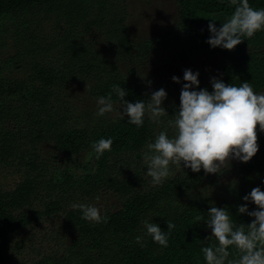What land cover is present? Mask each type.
<instances>
[{
  "label": "trees",
  "instance_id": "obj_1",
  "mask_svg": "<svg viewBox=\"0 0 264 264\" xmlns=\"http://www.w3.org/2000/svg\"><path fill=\"white\" fill-rule=\"evenodd\" d=\"M175 1L179 12L178 29L185 39L187 53H217L225 61L221 80L226 84L239 86L249 82L255 92L264 87V31L257 32L232 51L212 48L206 42L211 35L210 18L216 15L229 18L235 6L230 0ZM92 2L0 0V17L33 9L54 11L68 31L80 25L96 26L102 29L118 55L128 56L129 42L121 25L105 22L97 15L86 22ZM249 3L254 9H264V0H249ZM159 45L153 40L141 42L136 56L141 58ZM67 50L65 57L31 60L25 66L23 79L6 77L0 68V163L11 159L24 173L12 189L0 190V264H7L10 245L19 231L41 216L57 212H62L63 224L72 232V239L60 256L43 257L34 264H206L202 247L216 246L218 242L214 237L206 240L211 230L197 218L207 220L209 208L216 206L227 208L237 225L251 222L252 217L238 213V206L247 203L249 211L256 210L254 204L243 200L251 192L244 181L247 175L264 172V132H258V153L248 163L239 161L241 182L229 185L225 191L219 186L218 174L206 175L203 169L194 173L183 166L171 168L170 177L162 185L154 186L151 177L146 175L147 165L142 153L160 131L167 130L169 137L174 135L168 121L175 119L180 103L164 106L168 114L160 118L161 123L145 116L143 126L137 127L125 116L100 122L89 132L68 128L66 118L60 116L53 100L61 89L75 81L91 78L88 91L96 98L111 93L116 101L113 85L128 92L125 100L129 102L143 100V96L116 62L89 59L80 56L78 51ZM204 88L212 91L211 84ZM4 122H7L5 126ZM101 138L113 140L112 150L95 159L91 170L78 176L56 170L44 180L46 170L36 151L38 143L51 142L59 152L73 155ZM69 189L81 190L87 195L96 190L105 191L118 199L119 207L102 215L107 217L106 222L86 221L81 218V210L73 208L74 204L68 209L60 205ZM53 191H56L52 194L56 195L54 200L50 195ZM42 194L49 201L42 204V211H37L33 203ZM145 220L158 224L165 232L167 221L176 225L166 248L147 235ZM137 237L143 238L141 243H137ZM229 251L232 253L229 259L237 258L234 248Z\"/></svg>",
  "mask_w": 264,
  "mask_h": 264
},
{
  "label": "rangeland",
  "instance_id": "obj_2",
  "mask_svg": "<svg viewBox=\"0 0 264 264\" xmlns=\"http://www.w3.org/2000/svg\"><path fill=\"white\" fill-rule=\"evenodd\" d=\"M96 15L105 22H114L123 27L129 42L128 56L118 55L103 35L102 29H97L96 26L85 28L80 25L68 31L56 12H39L33 9L0 17V68L2 67L3 75L23 79L25 66L31 60L65 57L68 56L66 48H70L74 52L78 51L82 57L116 62L121 72L130 77L139 88L145 102L150 99L151 92L163 88L167 92L163 106L180 103L185 69L199 72L200 88L210 85L212 78L221 80L223 77L225 61L217 53H187L185 39L178 29L179 12L175 0H93L86 22L93 20ZM227 19L216 15L210 18V23L215 21L219 28L220 23ZM152 40L160 44L158 48L138 58V45ZM60 42L62 44L59 45ZM173 76L179 77L180 83L173 82ZM91 85V78L75 81L61 89L53 100L60 116L66 118L68 128L89 132L100 122L121 117L122 109L118 104L114 105L116 111L104 116L96 115L98 98L90 96L88 89ZM261 92H264V87L256 93ZM3 124L5 126L7 122ZM36 151L45 165L44 180L54 175L56 170H64L75 176L83 174L91 170L96 159L95 155L91 160L88 159L89 152H92L91 143L83 151L73 154L74 157L59 152L51 142L38 143ZM230 164V168L218 174L222 191L242 180L239 161L232 160ZM141 167L144 168L145 165ZM23 174L20 166L11 159L7 163H0V190L12 189ZM244 182L250 190L254 187L264 188V172L247 175ZM54 193L56 191L50 195ZM55 196H51L52 200ZM97 196L100 197L99 201L96 200ZM48 201L42 194L33 203V207L42 211V204ZM72 204L94 205L100 209L101 215L112 213L119 207L118 199L102 190L87 195L81 190L69 189L60 205L63 209H68ZM71 239L72 232L63 224L62 212L41 216L38 221L19 231L10 245L7 264H34L43 257H58Z\"/></svg>",
  "mask_w": 264,
  "mask_h": 264
},
{
  "label": "clouds",
  "instance_id": "obj_3",
  "mask_svg": "<svg viewBox=\"0 0 264 264\" xmlns=\"http://www.w3.org/2000/svg\"><path fill=\"white\" fill-rule=\"evenodd\" d=\"M230 4L235 6L234 11L219 28L213 20L208 25L211 35L206 42L212 48L232 51L257 32L264 31V9H254L249 0H230ZM198 77L199 72L184 70L185 83L180 92L179 108L175 119L168 121L174 135L169 137L167 130L160 131L154 142L146 144V151L142 153L147 165L146 175L151 177L154 186L162 185L170 177L172 166L190 168L194 173L203 169L206 175L221 174L222 170L230 168L232 160L248 163L259 151L258 132H264V92L256 93L249 82L235 86L216 78L210 81V92L199 87ZM172 80L180 83L177 76ZM112 91L116 94V101L111 93L97 99V116L116 111L114 105L117 103L122 109L121 118L126 116L128 122L137 127L143 126L146 115L153 122L161 123L160 118L168 114L163 106L167 99L163 88L151 92L147 102L137 100L134 103L125 100L128 92L123 87L113 85ZM112 144L111 138L92 143L88 159L91 160L93 155L99 159L112 150ZM99 199L97 196L96 200ZM243 200L256 206L253 211L248 210L247 203L238 206V213L253 218L247 225H237L227 208L216 206L209 208L207 220L197 218L211 229L212 234L206 240L214 237L218 242L216 246L202 247L206 264H264V191L254 187ZM73 208H79L81 218L86 221H107L94 205L74 204ZM143 223L153 242L166 248L176 225L167 221L165 232L156 223L147 220ZM142 239L137 237V243ZM230 248L235 249L237 258L229 259L232 255Z\"/></svg>",
  "mask_w": 264,
  "mask_h": 264
}]
</instances>
